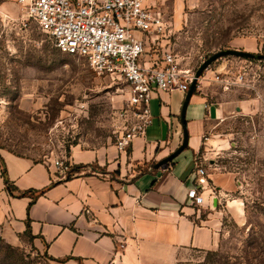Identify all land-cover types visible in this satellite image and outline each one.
Wrapping results in <instances>:
<instances>
[{
	"label": "rangeland",
	"instance_id": "obj_1",
	"mask_svg": "<svg viewBox=\"0 0 264 264\" xmlns=\"http://www.w3.org/2000/svg\"><path fill=\"white\" fill-rule=\"evenodd\" d=\"M145 1L163 14L170 26L165 43L183 66L196 71L228 48L262 55L222 56L197 83L195 93L200 87L232 103L227 118L207 128L197 157L209 174H229L233 188L222 193L209 180L207 188L221 196L220 246L178 264H264V0ZM218 67L232 77L244 73L242 84L224 91L211 80ZM128 97L124 79L63 52L19 4L0 0V151L63 159L70 176L80 170L70 162L73 146L117 145L132 126ZM0 264L51 263L29 236H0Z\"/></svg>",
	"mask_w": 264,
	"mask_h": 264
},
{
	"label": "crops",
	"instance_id": "obj_2",
	"mask_svg": "<svg viewBox=\"0 0 264 264\" xmlns=\"http://www.w3.org/2000/svg\"><path fill=\"white\" fill-rule=\"evenodd\" d=\"M201 90L186 110L188 146L159 167L183 141L186 93L178 90L153 93L152 123L126 151L73 146L70 162L80 170L70 176L52 159L1 150L7 177L0 160V236L9 242L29 236L51 264H178L193 251L218 248L221 196L206 187L197 205L188 192L197 186L207 128L224 121L232 103ZM206 172L218 191L233 188L229 174ZM29 190L41 193L19 195Z\"/></svg>",
	"mask_w": 264,
	"mask_h": 264
},
{
	"label": "built area",
	"instance_id": "obj_3",
	"mask_svg": "<svg viewBox=\"0 0 264 264\" xmlns=\"http://www.w3.org/2000/svg\"><path fill=\"white\" fill-rule=\"evenodd\" d=\"M14 1L63 52L86 58L100 74L126 81L135 121L119 138L120 151H126L152 123L150 102L154 92L187 93L195 79L196 71L183 66L170 42L165 43L170 26L163 14L145 0ZM224 68L218 67L211 80L224 90L242 84L244 73L239 71L232 77ZM53 164L59 172L67 173L69 167L63 159H54ZM197 175V186L188 195L194 204L201 205L202 193L210 182L201 165H197Z\"/></svg>",
	"mask_w": 264,
	"mask_h": 264
},
{
	"label": "water",
	"instance_id": "obj_4",
	"mask_svg": "<svg viewBox=\"0 0 264 264\" xmlns=\"http://www.w3.org/2000/svg\"><path fill=\"white\" fill-rule=\"evenodd\" d=\"M225 55H236L241 57H256V58H262V55L260 54H254L248 51L239 50V49H224L221 51H218L211 55L209 58H207L201 66L196 70V76L194 81L191 84V87L189 91L186 93V97L183 103L182 111H181V121L183 125V141L182 144L176 149L171 155L161 160L159 163H157V167L173 160L175 157H177L187 146L189 143V133L186 126V110L188 107V104L191 100V97L195 93V89L197 87L198 79L202 76L203 72L216 60H218L220 57Z\"/></svg>",
	"mask_w": 264,
	"mask_h": 264
},
{
	"label": "trees",
	"instance_id": "obj_5",
	"mask_svg": "<svg viewBox=\"0 0 264 264\" xmlns=\"http://www.w3.org/2000/svg\"><path fill=\"white\" fill-rule=\"evenodd\" d=\"M0 160H1V163H2V165H3V174H5L6 177H7V169H6V166H5V164H4V161H3V159H0ZM79 168H80V166H79V165H76V169H79ZM27 193L39 194V193H41V191H37V190H29V191L22 192V193H20L19 195H25V194H27ZM35 198H36V197H34L33 199L35 200Z\"/></svg>",
	"mask_w": 264,
	"mask_h": 264
}]
</instances>
